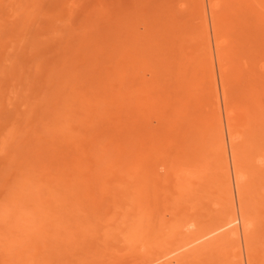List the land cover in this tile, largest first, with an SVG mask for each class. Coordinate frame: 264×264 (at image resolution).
Here are the masks:
<instances>
[{
  "label": "rangeland",
  "instance_id": "rangeland-1",
  "mask_svg": "<svg viewBox=\"0 0 264 264\" xmlns=\"http://www.w3.org/2000/svg\"><path fill=\"white\" fill-rule=\"evenodd\" d=\"M0 264H264V0H0Z\"/></svg>",
  "mask_w": 264,
  "mask_h": 264
},
{
  "label": "bare ground",
  "instance_id": "bare-ground-1",
  "mask_svg": "<svg viewBox=\"0 0 264 264\" xmlns=\"http://www.w3.org/2000/svg\"><path fill=\"white\" fill-rule=\"evenodd\" d=\"M232 220H233V218H232ZM239 220H240V219H239ZM230 221H231V220H230ZM236 222H238V219H237V218H235V219L232 221V223H236ZM232 223H231V224H232ZM224 226L226 227V226H228V225H224ZM224 226H223V228H224ZM232 226H233V225H232ZM221 228H222V227H221Z\"/></svg>",
  "mask_w": 264,
  "mask_h": 264
}]
</instances>
